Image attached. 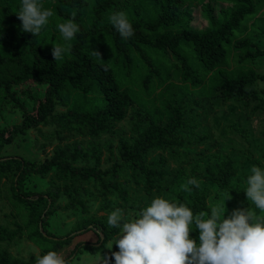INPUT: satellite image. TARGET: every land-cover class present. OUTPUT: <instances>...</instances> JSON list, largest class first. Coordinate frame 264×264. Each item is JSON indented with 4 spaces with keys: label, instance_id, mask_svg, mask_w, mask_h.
<instances>
[{
    "label": "trees",
    "instance_id": "obj_1",
    "mask_svg": "<svg viewBox=\"0 0 264 264\" xmlns=\"http://www.w3.org/2000/svg\"><path fill=\"white\" fill-rule=\"evenodd\" d=\"M21 3L0 0V88L22 113L19 123L0 128V189L8 182L11 206L7 224L0 223V264H36L37 256L23 258L6 247L21 236L43 255L58 253L76 236L93 231L96 242L77 241L68 262L83 248L91 254L103 249L119 234L109 228L105 214L82 217L65 234L48 227L57 211L87 210L88 200L80 193L90 195L88 185L104 198L100 211L120 207L108 202L110 196L128 202L130 182L151 196L163 194L183 177L199 181V187L189 185L188 197L177 194V201L194 214L211 209L208 187L200 180L238 197L241 208L250 207L244 189L232 182L237 171L231 155L205 145L210 133L200 131V116L209 99L222 97L240 98L244 109L259 111L264 118V97L253 89L256 81L264 80L255 63L264 57V48L252 41L264 35L263 0H40L53 15L39 35L21 30L16 15ZM200 5L204 28L191 24ZM117 11H124L132 23L134 35L127 40L110 23ZM73 12L80 30L65 41L51 26L59 31L57 26L72 19ZM55 45H70L62 60H53ZM26 81L46 87L33 112L10 92V85ZM125 120L128 136L117 134ZM41 126L54 129L44 133ZM228 127L247 136L240 125ZM29 128L47 141L58 140L50 157L37 163L17 154L1 155L5 145ZM260 134L264 138V128ZM201 146L204 166L199 159V166L192 165L186 173L187 161L176 148ZM154 153L156 158L151 157ZM169 160L177 168H170ZM48 173L46 190L25 188L30 175ZM61 196L66 203H58ZM189 235L198 241L194 226Z\"/></svg>",
    "mask_w": 264,
    "mask_h": 264
},
{
    "label": "clouds",
    "instance_id": "obj_2",
    "mask_svg": "<svg viewBox=\"0 0 264 264\" xmlns=\"http://www.w3.org/2000/svg\"><path fill=\"white\" fill-rule=\"evenodd\" d=\"M16 15L22 31L39 35L53 11L45 9L40 0H22ZM71 16L57 26L65 41H71L80 30L74 22L76 13ZM109 20L121 38L134 35L124 11L114 12ZM69 51L70 45H55L51 55L59 61ZM246 184V198L254 207L235 208L227 216L229 192L222 204L196 214L187 204L163 196H155L127 218L116 207L108 214L107 224L119 234L107 249L111 251L115 244L119 250L110 256L100 254L95 264H110L112 260L114 264H264V168L253 165ZM189 185L199 187V181L189 178L182 187L190 191ZM193 226L199 232L198 241L190 238ZM36 264H68V260L48 251L37 256Z\"/></svg>",
    "mask_w": 264,
    "mask_h": 264
},
{
    "label": "rangeland",
    "instance_id": "obj_3",
    "mask_svg": "<svg viewBox=\"0 0 264 264\" xmlns=\"http://www.w3.org/2000/svg\"><path fill=\"white\" fill-rule=\"evenodd\" d=\"M264 1V0H263ZM224 7V5H222ZM204 6H197L192 13L191 24L198 28H204L207 25L205 18L202 15V9ZM218 13V9L214 10V14ZM15 28H13L14 30ZM51 30L55 35L57 29L54 26H51ZM254 45L264 48V35H259L257 38L252 39ZM264 57L257 58L255 63L257 65L256 72L264 73ZM45 86L37 84L33 81H26L21 84H12L10 85V92L15 96L19 101H22L26 106L27 111L33 112L37 106L38 100L43 98L45 92ZM253 89H255L262 97L264 93H261V90L264 89V80H258L253 84ZM242 99L240 98H228L223 99L218 97L216 99H209L204 104V111L200 120L202 122V127L200 131H208L210 133L209 141L205 145H214L213 148H218L221 152L231 155L234 166L236 168V175L233 178L232 182L234 186L237 185L240 189H246V178L251 174V167L257 165L261 168H264V138L260 134V130L264 128V118L260 116L261 112L252 113L248 109L242 107ZM253 105V104H252ZM252 107V106H251ZM250 107V108H251ZM59 110L64 108L58 107ZM22 117V113L19 108L16 106L14 100L0 88V128L10 127L15 123H19ZM229 123L235 125H240L246 131V137L236 133L234 130L228 127ZM120 130L118 133H123L126 136L129 135L130 124L127 120L123 121L118 125ZM53 126H41V130L44 133L52 132ZM71 140V138H68ZM58 143L57 139H54L52 142L45 140L41 137L35 129H27L24 132L17 135V137L10 143L4 146L1 151V155H10L17 154L23 156L30 161L37 163L42 162L45 157H50L53 147ZM191 148V147H181L176 148L182 152V160L185 162L183 167L185 168L186 173H188L189 168L196 164L201 167L204 166L205 160L200 157L198 154L199 150L202 148ZM160 153L170 157L171 153L167 151H160ZM104 152V156H106ZM151 157L156 158L157 154H152ZM200 163L198 164V160ZM257 159V160H256ZM255 160L256 162H253ZM258 161V162H257ZM202 162V163H201ZM168 166L172 169L177 168L178 164L172 160L168 161ZM107 165L106 161H103L101 167L105 168ZM203 169V168H202ZM50 175L51 173L46 174L45 176H39L32 174L30 175L26 182L25 188L31 191H43L49 188L50 186ZM187 177H183L175 185H171L163 194L156 195L152 194L147 196L141 188H137L133 185L132 182L128 183L130 190V200L128 202H120L113 196L108 197V202L112 205H120L119 208L123 210L125 217L129 215H135L139 212L140 207H145L150 204L151 199L155 196H163L166 199H175L178 200L177 194L182 192L184 196L188 197L190 191H186L182 186L187 183ZM201 184L208 187L209 196L207 198V203L210 208L216 207L217 205L222 204L224 198H226L228 192L221 190L216 185L205 183L200 180ZM7 187L8 182H3L0 189V223L7 224L8 218L7 214L11 211V206L7 199ZM90 190V195L80 193V197L84 200H88L87 210L82 211L79 207L69 211H57L50 216L48 227L52 232L59 234L67 233L75 221L82 217H87L91 214H108L114 209H108L105 211H100L99 206L102 201H104L103 196L99 194L97 189L88 185ZM97 196V199H94L91 196ZM230 199L225 200L226 212L225 216L230 215L232 210L235 208H241V203L238 197L229 193ZM67 198L61 196L58 203H66ZM140 206V207H138ZM250 207H254L250 201ZM118 235L114 236L107 244L95 254H91L87 249L83 248L77 253L76 256L71 257L68 264H95L99 255H111L112 251H118L119 249L115 244L112 245L111 251L107 249L117 238ZM97 235L93 231H85L82 234L78 235L73 239L70 245L65 246L63 249L59 250L58 254L63 257H67L73 248L74 244L77 241H89L96 242ZM6 247L15 255H18L23 258H28L29 255L38 256L39 250L36 246L29 243L24 239L23 236L17 238L15 241L10 242ZM110 264H114V260L110 261Z\"/></svg>",
    "mask_w": 264,
    "mask_h": 264
}]
</instances>
